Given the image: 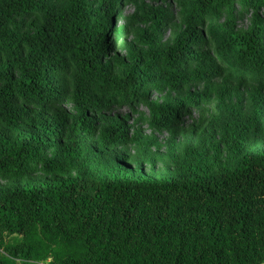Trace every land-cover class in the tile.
Masks as SVG:
<instances>
[{"label":"trees","instance_id":"trees-1","mask_svg":"<svg viewBox=\"0 0 264 264\" xmlns=\"http://www.w3.org/2000/svg\"><path fill=\"white\" fill-rule=\"evenodd\" d=\"M122 4L156 15L145 51L110 52L130 26ZM179 4L162 42L166 9L144 0H0V264H263L264 0ZM158 84L174 97L151 101ZM123 103L170 136L211 114L169 138L164 175L131 174L155 141L129 136Z\"/></svg>","mask_w":264,"mask_h":264},{"label":"rangeland","instance_id":"rangeland-1","mask_svg":"<svg viewBox=\"0 0 264 264\" xmlns=\"http://www.w3.org/2000/svg\"><path fill=\"white\" fill-rule=\"evenodd\" d=\"M149 6L155 8L160 7L166 9V14L168 15V21L163 23L160 26L159 37L160 41H165L169 39L172 35L174 29V24L179 23V10L181 6L179 4L180 0H144ZM234 26L237 32H243L248 30L250 26V12L240 11L238 4H234ZM121 15L127 17L129 27L126 31L121 34L119 37H114V44L110 52H116L120 56H124L126 53L123 49V42H132L136 49H141L145 51L148 48V44L144 41L148 39L152 25L155 22L156 15L153 17L151 14L143 15V18H137L135 11L136 8L132 4H122L120 7ZM224 15H221L220 19L223 20ZM145 19V20H144ZM123 21L118 19L115 22L116 26L122 25ZM156 88H148L147 96L149 99L156 103H164L165 101L174 97L173 91L168 87L158 84ZM196 91H201L202 87L200 85L195 88H191ZM112 114L114 116H120L130 127L129 136L133 134L134 127L140 125L144 135L148 139H154L155 145L149 144L147 146L146 152L150 154L148 158L141 161L140 163H133L126 161L125 169L131 174L144 173L147 175H164L166 173L167 167V144L169 138L171 137V144L176 145L182 139V136L185 132H188L192 135H200L205 129V126L210 118L211 113H201L197 110H191L189 113H186L180 117V131L175 132L170 136V133L165 130H157L150 126L149 123V113L144 105L142 104H121L116 108L112 109ZM142 119V122L139 120ZM53 146L46 147L44 149V154L47 158H50L53 154ZM130 154H137L136 146L133 148H128ZM35 175L39 176H49V173L43 172L39 167ZM8 184V181L0 176V186H5ZM264 264V262H263Z\"/></svg>","mask_w":264,"mask_h":264}]
</instances>
